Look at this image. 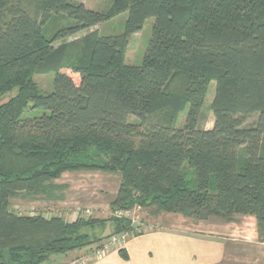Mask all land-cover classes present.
<instances>
[{"label": "trees", "instance_id": "16d2710c", "mask_svg": "<svg viewBox=\"0 0 264 264\" xmlns=\"http://www.w3.org/2000/svg\"><path fill=\"white\" fill-rule=\"evenodd\" d=\"M123 12L122 33L62 41ZM150 17L142 63L126 64ZM50 72L44 92L34 77ZM212 81L206 128L199 116ZM79 171L121 175L113 215L71 221L12 209L18 194L62 198L55 180ZM135 208L154 218L252 215L264 242V0H113L105 10L0 0V264H55L112 234L140 235L115 215ZM108 223L111 233L97 235Z\"/></svg>", "mask_w": 264, "mask_h": 264}, {"label": "crops", "instance_id": "0c3cea01", "mask_svg": "<svg viewBox=\"0 0 264 264\" xmlns=\"http://www.w3.org/2000/svg\"><path fill=\"white\" fill-rule=\"evenodd\" d=\"M62 178L66 181H61ZM55 183L67 186L66 195L56 199L67 210L81 205L95 208L105 205L108 209L118 195L121 175L103 171L65 172ZM107 240L101 242V247L94 244L57 255L54 263L84 259L81 264H264V242L259 238L257 219L252 215H237L235 220L227 222L161 213L152 228L131 235L122 246L111 247L101 257L96 256V249L102 248ZM120 249L125 250L127 259L121 256Z\"/></svg>", "mask_w": 264, "mask_h": 264}, {"label": "rangeland", "instance_id": "374dc122", "mask_svg": "<svg viewBox=\"0 0 264 264\" xmlns=\"http://www.w3.org/2000/svg\"><path fill=\"white\" fill-rule=\"evenodd\" d=\"M80 1H82L87 6V8L96 9V10H105L109 8L113 2V0H80ZM127 16H128V12H123L117 15L116 17L108 20L107 22H102L91 28L80 31L73 36L66 37L62 41H70L72 39L82 37L93 30H98L101 34L104 35H114V34L122 33L125 28V21L127 19ZM153 25H154V18L150 17L145 20L142 29L131 36L124 59L126 64L140 65L142 63L143 57L147 51L149 41L152 35ZM62 41L57 42L55 45L57 46ZM34 78L42 91L51 92L53 90L54 73L50 72L46 74H37L35 75ZM215 91H216V82L212 81L207 91L205 103L202 108L201 114L199 116V123L201 125H204L206 128H211L214 123V114L210 108V105L214 99ZM13 93L14 92H12L11 94ZM187 114H188V108L179 112L177 119L175 121V126L177 128H182L185 125L187 120ZM254 117H258V113H254L248 121H252ZM129 121L139 122L140 120L136 116L131 115L129 116ZM64 177H67V175H64ZM61 181H66V178H62ZM58 185L61 188L58 189L57 192H55V194L56 195L61 194L60 196L63 197V195H66L67 186L65 187L64 184H58ZM11 207L12 209H14L15 211L21 214L42 213L46 216L60 215L65 220H69V218L67 217L68 213H71L77 209V207L76 208L72 207V210L70 209L67 210V208H63L60 204H57L56 198L48 199L46 197H42L40 194H37V196L18 194L11 199ZM78 207L91 209L92 217L107 218L113 215L110 208L107 209L105 205L99 208H95L94 206L91 207V205H81ZM132 211H133L132 213L135 214L137 219L141 222V229H140L141 231L147 230L148 228H152L155 225L154 217L150 216L145 212H141L136 208ZM214 219H218V218H214ZM112 228H113L112 224L108 223L104 229H99L96 232V234L97 235L107 234L112 231ZM128 232L131 233V231ZM55 259L57 260V255H55L53 262ZM46 263H48V261Z\"/></svg>", "mask_w": 264, "mask_h": 264}, {"label": "built area", "instance_id": "2783aa9c", "mask_svg": "<svg viewBox=\"0 0 264 264\" xmlns=\"http://www.w3.org/2000/svg\"><path fill=\"white\" fill-rule=\"evenodd\" d=\"M132 210H122L116 213L117 216L120 217H127L132 221V226L135 228V230L141 231V222L137 219L136 215L132 213ZM92 211L91 209H85V208H80L77 207V209L75 211H73L72 214H70L68 216L69 220L71 221H75L76 219L79 218H85L88 219L90 217H92ZM131 236V233L128 231L125 232H120L117 234H112L106 243H104L102 245V248H98L95 251L96 256L101 257L105 252H107L111 247H120L122 246L123 242H125V240L127 238H129ZM84 261V259H77L74 261H71L68 264H81Z\"/></svg>", "mask_w": 264, "mask_h": 264}]
</instances>
